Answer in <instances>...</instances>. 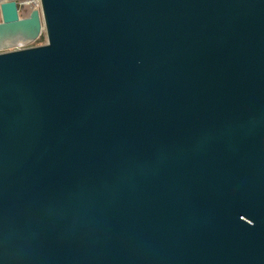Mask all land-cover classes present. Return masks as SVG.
Here are the masks:
<instances>
[{
  "label": "water",
  "instance_id": "water-1",
  "mask_svg": "<svg viewBox=\"0 0 264 264\" xmlns=\"http://www.w3.org/2000/svg\"><path fill=\"white\" fill-rule=\"evenodd\" d=\"M40 1L0 2V264H264V0Z\"/></svg>",
  "mask_w": 264,
  "mask_h": 264
},
{
  "label": "built area",
  "instance_id": "built-area-1",
  "mask_svg": "<svg viewBox=\"0 0 264 264\" xmlns=\"http://www.w3.org/2000/svg\"><path fill=\"white\" fill-rule=\"evenodd\" d=\"M1 1L2 0H0V2ZM18 2L21 5L19 12H18L20 16H23V17L28 16L30 11L33 9L41 10V1L40 0H18ZM0 20H1V13H0ZM35 41L29 42V43L18 42L16 45H14L8 49L21 48L24 46L37 44V43H35Z\"/></svg>",
  "mask_w": 264,
  "mask_h": 264
},
{
  "label": "rangeland",
  "instance_id": "rangeland-1",
  "mask_svg": "<svg viewBox=\"0 0 264 264\" xmlns=\"http://www.w3.org/2000/svg\"><path fill=\"white\" fill-rule=\"evenodd\" d=\"M43 37V38H42ZM38 42L43 43L46 41V35H45V31L43 30L42 33L40 34V36L37 39Z\"/></svg>",
  "mask_w": 264,
  "mask_h": 264
},
{
  "label": "trees",
  "instance_id": "trees-1",
  "mask_svg": "<svg viewBox=\"0 0 264 264\" xmlns=\"http://www.w3.org/2000/svg\"><path fill=\"white\" fill-rule=\"evenodd\" d=\"M42 38H43V37H42ZM35 43H40V42H38V41L36 40Z\"/></svg>",
  "mask_w": 264,
  "mask_h": 264
}]
</instances>
